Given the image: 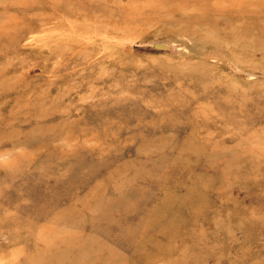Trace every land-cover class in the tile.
Listing matches in <instances>:
<instances>
[{
    "label": "rangeland",
    "instance_id": "obj_1",
    "mask_svg": "<svg viewBox=\"0 0 264 264\" xmlns=\"http://www.w3.org/2000/svg\"><path fill=\"white\" fill-rule=\"evenodd\" d=\"M0 26V264L134 176L96 225L126 264H264V0H0Z\"/></svg>",
    "mask_w": 264,
    "mask_h": 264
},
{
    "label": "bare ground",
    "instance_id": "obj_2",
    "mask_svg": "<svg viewBox=\"0 0 264 264\" xmlns=\"http://www.w3.org/2000/svg\"><path fill=\"white\" fill-rule=\"evenodd\" d=\"M184 0H180V3H183ZM205 2V1H204ZM66 4V3H65ZM60 3L61 10L65 12H70V14H74L73 11H77L76 9L79 8L80 4L78 3L76 5V9H70L67 10L69 7L67 4ZM83 6V5H82ZM218 8V7H217ZM138 13V12H137ZM135 13V14H137ZM230 13V11H229ZM126 19L124 20L125 23L128 24V16L130 15V11H127ZM0 33H8L7 27L0 26ZM6 35V34H5ZM95 35V33H94ZM93 35V37H94ZM105 36V34H104ZM103 36V37H104ZM92 37V38H93ZM91 39V38H90ZM243 40L244 44L248 41ZM84 41V40H82ZM119 42V41H118ZM28 44V43H27ZM249 43V45H251ZM208 136H212L211 133H207ZM187 140V148L191 147L192 145L196 144V139H186ZM186 143L184 144V149L186 148ZM186 148V150H187ZM143 149V148H142ZM165 153V152H164ZM161 154H156L154 152L153 157H146L145 160L139 159L135 162H127L124 165H119L112 173L111 179L113 181L121 179L119 176V173H127L130 166L136 165V163L140 167V171L142 174H148L153 173L156 170V166L160 164L159 159L156 157H160ZM142 157V156H141ZM174 158L171 154V156H164V160L166 159ZM169 159V164L170 160ZM162 160V159H161ZM172 165V164H171ZM170 165L168 166V168ZM136 176L131 177L126 180L125 185H130ZM166 181H168V177L166 176ZM163 183L164 180H163ZM125 187L124 192L120 193L119 196H112L111 199H104L102 194H97L93 192V194L89 195L90 197L86 199L80 200L77 195H74L71 197V203L62 209L63 214L59 217H56V219H47L50 216H48L47 211L43 210L40 206H37L35 208L33 205H24L21 209L24 213L28 214L31 218L34 219V222L37 220H44L47 219V222L49 223L47 228L39 234L35 236V241L33 244H31V250L30 254L26 259L28 261L25 262V264H126L125 260L126 258L124 256L118 257L117 249L114 247L116 244L113 238L109 236V241L113 244V246H110L104 241H101L97 235L96 231V225L100 221H105L110 217V210H112V206H116L118 204L122 205V210H124L126 205L123 204L126 202L124 200L126 198V192L129 189L128 187ZM121 192V189H120ZM115 191L113 188L110 190V194H114ZM24 197V196H22ZM118 197L117 199H115ZM115 201H114V200ZM143 195L140 193L137 198L135 199L136 202H140L143 200ZM49 199L48 197H44L41 199L40 202L48 203ZM112 203V204H111ZM108 205H111V207H108ZM105 207V211H101V207ZM160 205H156L154 208H150L146 217L144 218V221L151 222L152 219H156V211H160L162 207H159ZM29 207H34L33 210L30 211ZM91 211L90 214H88L87 219L85 222L80 223L79 220L83 221L85 217H83L82 213L85 211ZM96 210H98L96 212ZM109 210V211H108ZM126 211V210H125ZM58 212V210L56 211ZM93 213V214H92ZM78 219V224L76 219ZM75 220V222H74ZM90 225V227L88 226ZM35 225V224H34ZM152 226L156 227L159 225V221H154L151 224ZM79 226L85 228L86 230L90 231V233H80ZM145 229V228H144ZM128 234H132L134 232V228H129L127 230ZM117 240V239H115ZM9 264H18L14 257L10 258ZM133 264H137L135 261Z\"/></svg>",
    "mask_w": 264,
    "mask_h": 264
}]
</instances>
